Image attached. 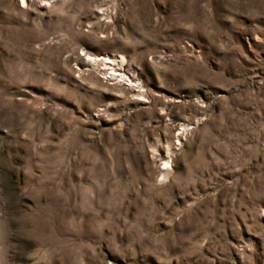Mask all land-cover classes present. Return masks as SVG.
<instances>
[{
  "label": "rangeland",
  "instance_id": "374dc122",
  "mask_svg": "<svg viewBox=\"0 0 264 264\" xmlns=\"http://www.w3.org/2000/svg\"><path fill=\"white\" fill-rule=\"evenodd\" d=\"M0 264H264V0H0Z\"/></svg>",
  "mask_w": 264,
  "mask_h": 264
}]
</instances>
